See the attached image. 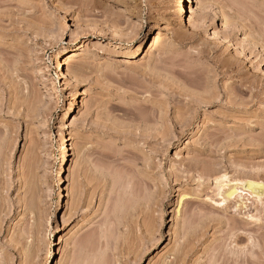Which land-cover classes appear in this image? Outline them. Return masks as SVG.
<instances>
[{
    "label": "rangeland",
    "instance_id": "rangeland-1",
    "mask_svg": "<svg viewBox=\"0 0 264 264\" xmlns=\"http://www.w3.org/2000/svg\"><path fill=\"white\" fill-rule=\"evenodd\" d=\"M198 1L0 0V264H264V0Z\"/></svg>",
    "mask_w": 264,
    "mask_h": 264
},
{
    "label": "bare ground",
    "instance_id": "bare-ground-1",
    "mask_svg": "<svg viewBox=\"0 0 264 264\" xmlns=\"http://www.w3.org/2000/svg\"><path fill=\"white\" fill-rule=\"evenodd\" d=\"M179 5H180V9L182 10V21H191L194 16L196 15V13L200 10V5H199V1L198 0H178ZM216 15V19H219L220 16L219 14H215ZM144 47V43H142L139 48L138 51H141ZM78 54L76 51H71L67 54V57L65 58V60L63 61L62 66L65 65H69L73 58L76 57ZM77 94L80 93V91L78 90L76 92ZM75 107V103L74 100L70 101V105L68 107V110L71 112ZM246 184H248V188L250 191H252V193L256 192V193H260L263 190V184L259 183V182H255V181H248ZM237 188H231V190L225 194L227 199L232 198L234 195H236L238 193ZM260 195V194H259ZM224 198V199H226ZM240 236L236 235V241L238 242L240 239ZM242 240V239H241ZM249 244V243H246ZM253 246L256 245L257 243H253ZM177 254V253H176ZM175 254V255H176ZM177 257H179V255H176ZM174 258V260L172 261L174 264V261L176 262L177 260H179V258L177 259ZM166 261V260H165ZM164 261V262H165ZM171 261V260H170ZM168 262V261H167ZM166 263V262H165ZM180 263V262H179ZM169 264H172L171 262Z\"/></svg>",
    "mask_w": 264,
    "mask_h": 264
}]
</instances>
